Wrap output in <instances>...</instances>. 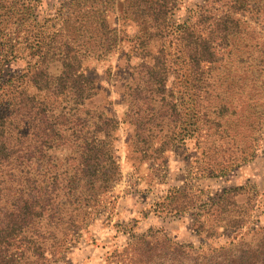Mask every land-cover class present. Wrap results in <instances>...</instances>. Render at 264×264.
<instances>
[{"label":"trees","instance_id":"1","mask_svg":"<svg viewBox=\"0 0 264 264\" xmlns=\"http://www.w3.org/2000/svg\"><path fill=\"white\" fill-rule=\"evenodd\" d=\"M98 1L73 0V11L59 20L62 27L43 37L21 31L20 25L34 20L25 17L23 7L16 11L13 1L0 0V264H48L78 228L76 219L88 197L108 191L119 180L114 157L119 123L98 107L91 109L97 86L81 67L84 57L111 52L116 39L103 18L88 26L89 12L103 13ZM175 1L131 0L127 5L135 7L130 19L136 27L132 41L137 57L148 55L151 46L155 49L153 65L145 67L142 79L125 94L123 121L132 126L131 141L147 144V150L156 140L155 151L162 152L188 136L187 115L178 112L182 101L177 103L173 95L179 93L181 99L189 92L195 96L199 128L208 137L210 129L230 128L222 115L226 112L236 115L230 123L245 125L253 140L264 122V48L257 41L249 44L241 15L257 12L264 20V0H205L192 22L173 27L168 16ZM19 44L35 60L4 78ZM1 45L8 50L2 52ZM54 61L60 65L56 74L47 71V63ZM173 75L177 85L169 89L167 80ZM247 185L209 193L201 207L217 211L236 205L235 197ZM228 231L233 229L220 228V234ZM260 231L256 241L240 237L205 250L156 231L152 234L158 237L149 236L151 246L143 235L115 264H264V226L253 234Z\"/></svg>","mask_w":264,"mask_h":264},{"label":"rangeland","instance_id":"2","mask_svg":"<svg viewBox=\"0 0 264 264\" xmlns=\"http://www.w3.org/2000/svg\"><path fill=\"white\" fill-rule=\"evenodd\" d=\"M11 1L15 3L16 11L23 7L25 17L34 20L33 24L20 25L19 29L43 37L62 27L59 20L73 11L70 4L73 0ZM130 1L100 0L96 3L103 13L89 12V28L103 18L109 28L114 29L116 39L111 44V52L98 58L87 56L81 61L82 70L97 86L91 109L98 107L119 123L114 157L120 177L108 191L88 197V204L76 219L78 228L68 237L64 250L51 256L48 264H115L118 257L126 256L135 247L132 244L139 242L141 236L147 235L143 237L144 243L151 246L153 239L149 236L156 231L174 242L191 245L195 250L225 245L240 237L256 241L261 236L262 231L253 232L264 226V122L252 140L245 125L230 123L236 115L225 112L222 115L230 128L227 132L210 129L208 137L207 131L198 125L200 119L197 120L199 114L195 113V96L189 92L179 99V93H174L176 102L182 101L178 112H185L187 116H183L190 123L186 124L190 129L188 136L172 141L162 152L155 151L159 148L156 140L147 150V144L131 141L130 138L134 137L132 126L123 121L127 103L125 94L129 85L133 86L135 81L142 79L145 67L153 65L151 56L155 49L151 46L148 55L137 57L136 45L132 41L136 27L130 19V12L135 7L127 8ZM204 5L205 0H176L168 16L169 24L175 27L192 22ZM219 12L220 8L216 13ZM241 16L247 23L249 44L257 41L259 47L264 48L263 17L257 12ZM93 31L100 34L99 28ZM11 35L13 39L18 36L14 27ZM17 40H13V44ZM92 45L98 46L97 43ZM16 47L17 57L5 66L4 78L18 74L27 62L35 60L27 55L24 45ZM1 50L4 52L8 47L1 45ZM217 50L220 52V47ZM47 68L56 74L60 69L59 62L47 63ZM177 81L174 75L171 76L167 88L175 87ZM156 98L160 99L159 96ZM260 110L264 113V109ZM148 116L151 118L152 113L149 112ZM212 116L217 118L219 114L215 112ZM195 120L197 123L194 124ZM220 136L225 139H219ZM221 168L224 172H219ZM245 183L247 187L235 197L236 205L217 211L201 207L208 200L209 193ZM221 227H230L233 231L220 234Z\"/></svg>","mask_w":264,"mask_h":264}]
</instances>
